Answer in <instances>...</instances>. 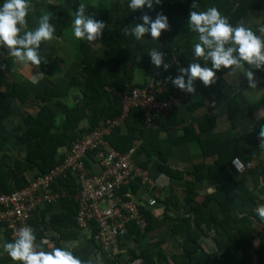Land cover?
I'll return each mask as SVG.
<instances>
[{
  "label": "trees",
  "instance_id": "1",
  "mask_svg": "<svg viewBox=\"0 0 264 264\" xmlns=\"http://www.w3.org/2000/svg\"><path fill=\"white\" fill-rule=\"evenodd\" d=\"M30 3L31 11L25 17L29 29L36 27L43 10L52 14L49 22L54 26L55 39L47 43L41 42L40 45L42 51L50 47L54 52V61L48 67L50 74L55 71L52 68L61 72L70 63H74L76 72L64 83L57 79L52 81L47 73L38 87L27 78L15 79L9 89L0 91V151L3 155H13L12 176L9 175L8 164L0 160V192H10L27 182L24 175L19 177L25 170L35 171V176L45 174L64 158L66 150L74 141L107 118L119 115L122 111V95L128 88L147 84L163 86L160 98L182 93L164 78L174 76L177 67H186L191 62L195 34L187 30L188 11H202L214 6L233 25L243 22L253 11L258 12L261 21L252 22L249 27L259 35V27L264 26V0H197L196 9L190 7L191 0H161L151 11L143 9L135 12H129L126 0H97L93 3L82 0H61L58 3L30 0ZM81 3L85 5L86 14L102 20L105 28L95 41L74 39L77 41L76 48L73 47L76 51L68 56L65 52L63 54L61 44L73 37L71 13ZM144 12L153 17L156 12H162L168 18L169 30L162 31L157 40L151 39L147 34L139 41L131 35H125L127 28L140 22L139 17ZM99 46L105 48L101 56L95 53L101 48ZM153 48L165 53L164 58L169 62L167 71L150 65L147 51ZM0 49L7 51L6 48ZM50 55L52 54L45 56L49 58ZM0 65L3 66L0 67L1 86L6 79L5 71L8 70L5 58H0ZM257 70L261 80L255 82L264 85V65ZM226 71L227 69L222 68L216 72L220 79L215 82V90L209 85L205 87L198 80L194 81V91L203 92V96L187 104V108L192 110L203 106L204 98L214 103L222 100L230 126L224 136L202 139L200 130L203 127L198 126L193 130L186 125L182 127L180 135L174 136L170 128L181 122L176 118L175 109L165 119L157 117L152 126L147 127L143 122V109L136 107L130 108L123 126L112 128L106 136L109 143L121 152L136 147L138 143L135 152L138 158L141 153L144 154L139 161L143 168L156 159L155 167L159 172L183 184L182 206L175 197H163L165 204L167 202V205L180 211L182 209V217L169 214L166 207L162 215L153 212V207H140L146 225L142 230L134 224L130 225L129 232L124 237L125 242L130 240L129 245L124 243L129 247V261L139 259L140 264H264V221L254 211L258 205L264 204V150L258 146L260 138L256 135L264 124V118L260 119L261 123L250 125L240 136L233 133L237 125L236 115L242 105L239 90L224 79ZM136 74L142 76L141 81L136 80ZM241 76L244 77L242 74ZM73 89L79 92V96L75 102L68 103L64 98ZM13 104L21 105L23 109H20L21 124L13 123L7 128L5 121L12 115ZM54 107H59L60 111L57 112ZM205 119L206 123L210 122L209 128L215 126L214 118L205 116ZM252 134H255V141L248 139ZM191 138L200 141L204 156H214L213 165L202 163L196 165L193 172L177 171L167 163L168 158L176 144ZM8 146L13 150L17 147L18 153L7 151ZM210 147L211 154H207L206 149ZM235 157L244 163L242 171L233 166L232 160ZM204 167H208V175L204 174ZM218 173L222 176H217ZM241 173L249 176L248 183V179L244 180ZM186 174L189 175L188 180H185ZM207 176L219 178L214 184L213 192L192 195L195 185L206 180ZM141 184L140 180L132 182V191L139 192ZM50 188L58 196L54 203L46 204L43 210H48L53 205L60 208L47 218L58 236L53 246L69 249L82 261L96 264L88 254L80 255L76 244L68 242L76 237L79 230H83L77 227L74 218L79 186L74 184L71 177H60ZM156 198L158 202H162V198ZM212 201L214 205L210 207ZM41 213L39 217L43 216V212ZM37 219L36 216L31 222L36 228L35 234L41 236V229L47 227V219ZM169 220H172L171 224ZM160 230H168L171 236L183 232L181 242L172 244L174 250L170 254L158 247L166 242L158 238L155 242H148V238ZM203 236L211 239L212 249L200 242ZM144 241L147 244L142 246ZM156 248L159 250L155 251ZM96 255L104 264H115V259H110L105 253Z\"/></svg>",
  "mask_w": 264,
  "mask_h": 264
},
{
  "label": "clouds",
  "instance_id": "2",
  "mask_svg": "<svg viewBox=\"0 0 264 264\" xmlns=\"http://www.w3.org/2000/svg\"><path fill=\"white\" fill-rule=\"evenodd\" d=\"M160 3L161 0H126L129 12L143 9L151 11L154 5ZM190 7L196 9L197 0H191ZM30 11V0H0V48H6L8 55L22 65L38 66L44 60L41 42L47 43L55 39V29L49 22L52 14L47 10L42 11L36 27L29 29L25 17ZM71 15V35L74 38L92 42L101 36L105 23L86 14L83 3ZM139 21L127 28L125 35H131L139 41L147 34L151 39L157 40L162 31L169 30L168 18L162 12H156L154 17L144 12ZM186 26L189 32L195 34L191 62L186 67H177L174 76L164 78L166 82L170 81L176 89L191 94L194 93V81L198 80L207 87L215 83L216 72L223 68L229 73L242 72L248 89L256 87L251 69H260L264 65V26L259 27L260 34L257 35L242 21L230 24L214 6L202 11H188ZM147 56L151 66L163 71L169 69V62L165 60V53L162 51L149 49ZM30 82L35 84L37 80L33 78ZM256 135L260 138L258 146L264 150V124ZM132 193L134 199L141 198L140 193H135L137 197L133 191ZM254 211L264 221V204L258 205ZM36 238L33 229L24 226L18 229L13 241L0 242V248L7 253L13 264L17 261L19 264H91L82 261L66 248L52 247L50 251H45L35 243ZM135 260L140 264L139 259ZM96 264H101L98 256Z\"/></svg>",
  "mask_w": 264,
  "mask_h": 264
},
{
  "label": "built area",
  "instance_id": "3",
  "mask_svg": "<svg viewBox=\"0 0 264 264\" xmlns=\"http://www.w3.org/2000/svg\"><path fill=\"white\" fill-rule=\"evenodd\" d=\"M162 91L163 86L154 84L128 88L122 95L119 115L107 118L74 141L64 158L45 174L35 176L19 189L0 192V222L6 223L11 240L21 227L33 229L31 221L36 219L38 207L56 199L58 193H53L51 184L60 177H71L79 186L74 216L77 227L94 232L98 254L105 253L115 259V264H126L129 251L124 243L129 242H125L124 236L132 224L140 230L144 228L146 220L140 207L154 205L156 200L151 197L145 202L142 195L134 199L131 183L148 180L147 170L139 164L136 147L121 152L106 136L112 128L123 126L132 107L143 109V122L147 127L152 126L157 117L165 119L180 104L182 93L160 98ZM232 164L238 171L244 169V163L237 157ZM46 240L36 238L35 243H46ZM127 264H139V261Z\"/></svg>",
  "mask_w": 264,
  "mask_h": 264
},
{
  "label": "crops",
  "instance_id": "4",
  "mask_svg": "<svg viewBox=\"0 0 264 264\" xmlns=\"http://www.w3.org/2000/svg\"><path fill=\"white\" fill-rule=\"evenodd\" d=\"M48 1L54 2L50 0ZM60 1L61 0H57L55 1V3H58ZM256 15H258V12L252 11L249 14V16L243 21L246 24V26L252 25L251 24L252 22L255 23L254 20H255ZM47 54H52V55H50L49 58H46L45 55ZM53 54L54 52L52 51V49L48 47L45 49V51H42V55H44V60L41 61V63L38 66H30V65L26 66V65H22L16 62L14 58L10 57L8 55V51L4 52L0 49V58H5L6 64L8 66L7 67L8 70L5 71L6 79L1 83L0 91L2 89H9V87L14 82V80L20 79V78H27L30 81L33 78H35L37 80V83H35L34 85H37L38 87L40 83L46 78L47 73L50 75L51 77L50 79L57 78L58 82H61V83L66 82L72 75L69 68L74 66V63H70L68 67L66 68V70H62L61 72H58L56 68H52L51 70H55V71H53V74L51 75L48 67H51L50 65L54 61L52 58ZM251 71H253L254 73L255 81L261 80L260 76H258L257 69H251ZM241 74L243 75V73L240 71L235 72V73H229L228 70L226 71V74H225L226 78L229 77L228 79H225V81L233 88L239 90L238 91L239 97L241 98L240 100H241L242 107L237 112V115H236L237 125H236V128L233 129V133L237 134L238 136L243 134L246 131V129H248L249 126L252 125L253 123H257V124L261 123L260 119L264 118V116L258 115L260 114V112L264 113V85L260 84V85H256L255 88L248 89L246 85L247 81L245 80L244 77L242 78ZM27 75H29V77H27ZM236 75H239V76L237 77ZM139 78L141 80L142 76L139 75ZM139 78L137 80H139ZM217 79H220V78L216 75L215 82H217ZM235 83H239V84L236 85ZM214 85L215 83L210 84L209 87L211 88L213 87L212 90H215ZM214 92L216 91H212V93ZM78 96H79V92L73 89V91H71V94H68V96H66L64 100H66V102L68 103H73L76 101ZM200 96H203V92L201 91H194V93H191V94L182 92L181 102L175 108L176 118L177 120L181 122L177 126L174 125L173 127L170 128V132L173 133L174 136H178L182 133V127L184 125H186L187 128H191L193 130L197 129L198 126L203 127V129L200 130V135L202 139H209L210 137H216V136H224L229 130L230 126H229L228 117L226 115V106L222 102V100L220 101L216 100V102L214 103L204 98L205 104L203 106L195 107V109H192V110H189L187 108L188 103L195 101ZM54 108L56 109L57 112L60 111L59 107H54ZM20 109H22L21 105L13 106L12 115L5 121V125L7 128H10L13 125V123L21 124L22 117L20 115ZM205 116L206 117L209 116L210 118L215 119V126L213 128L211 127L209 128L208 125L210 124V122H207V123L205 122L207 119V118L205 119ZM254 117H256L257 120H255ZM254 135L253 134L252 136L249 135L248 139L251 141H255L253 139ZM137 144H136V147H137ZM211 149L212 147H210V149L209 148L206 149L207 154H211L210 153ZM6 150L10 151V150H13V148L8 146ZM13 152L18 153V148L16 147L13 150ZM139 156L143 159L144 154L141 153ZM12 157L13 155L11 154L3 155V152L0 151V160L2 159L8 164L7 167L9 168L10 176L13 175L12 163H11ZM213 161H214L213 155H206V156L203 155V147L201 146L200 141L196 138H191L190 140L180 142L173 147L171 151V155L169 156L167 163L172 168L176 169L177 171H180V172L182 171L184 173H187V172H193L195 169V166L198 164L205 163L206 165L208 164L212 166ZM155 163H156V159H153L147 165V167H145V169L147 170L148 180L146 181L145 184L141 182L142 184L140 185V187L143 186L144 191L140 195H139V192H137V195H139L140 197L142 195L145 199L151 198V197L156 199L157 205H154L152 207H153V212H156L157 215H162L163 209L166 207L169 214L175 217L176 216L182 217L181 216L183 215L182 209L180 211L174 208L170 204L167 205V202L165 204L163 202L164 201L163 197L164 198L165 197H175V199L181 200V198H183L182 197L183 184L181 181L171 180L170 177L167 176L165 173L159 172V170H157V168L155 167ZM203 170H204V174L208 175L207 174V172L209 171L208 167H204ZM241 174H242L241 177L244 180L248 179L246 181L248 183L250 181L249 176L246 173H241ZM23 175L27 182L22 184L21 187L24 186L26 183H28L31 179L35 177V171L25 170L24 173L21 174L20 176L18 174L19 177H23ZM219 175L221 174L218 173L217 176ZM188 176L189 175L186 174L185 180H188ZM217 181H219L218 177L214 178L213 176H207L206 180L199 182L195 185L193 195L194 194L200 195L202 193L213 192L214 184ZM11 185H14V183H11ZM19 188H15V189H19ZM231 193H233V191H231ZM156 197L162 198V202H158V199ZM55 200L53 201V203L55 202ZM211 203L209 204L210 207L214 205V203L212 204ZM46 204H48V202L45 204H41L38 207L36 216L38 218L37 220L39 221H41L43 217L45 219L49 218L50 215H52V213H55L59 211L60 209L58 205H53L52 207H50V209L43 210ZM179 205L182 206L180 202H179ZM146 207L147 209L151 208L148 206ZM41 212H43V216L39 217L38 215L42 214ZM33 220H35V218ZM48 220L49 219H47V222H46L47 227L45 226L44 228L41 229V231H43V235L37 236L35 234L38 240L43 239V238L47 239L46 243H42V242L38 243V246L45 251H50L51 248L54 247L53 246L54 240L58 238L56 232L52 229ZM171 222L172 220H169L170 224ZM32 225H33V229L35 232L36 228L34 224ZM5 227H6V223L0 222V242H3V241L11 242L12 240L9 236V232ZM160 233H163L164 236H169L168 239H165L164 236L161 238H158V240H162L163 242H166L164 243L162 248L160 247L163 251H165V247L168 246V243L169 244L180 243L183 237V232H179L171 236L168 233V230H165V231L160 230V231L154 232L153 236L150 237L153 240V242L157 241V238L155 239V236H157V234H160ZM68 242H71V244H76L79 248L80 255L88 254L91 258V261L96 263L95 257H97L96 255L97 246L95 244L94 236H92V231L87 232L85 230H79L78 233L76 234V237L74 239L68 240ZM200 242L203 243L205 246L208 245L211 249L213 247V243L211 242V239L209 237H205V236L201 237ZM146 244H147V241H144L142 246H145ZM87 247L89 249L88 251H86ZM126 262L129 263V260H127ZM0 264H13L11 259L8 257L7 253L3 252L2 248H0ZM15 264H19V262L17 261L15 262ZM101 264H104V263L101 262Z\"/></svg>",
  "mask_w": 264,
  "mask_h": 264
},
{
  "label": "rangeland",
  "instance_id": "5",
  "mask_svg": "<svg viewBox=\"0 0 264 264\" xmlns=\"http://www.w3.org/2000/svg\"><path fill=\"white\" fill-rule=\"evenodd\" d=\"M50 1H57V0H50ZM83 2H85V3H93V2H96L97 0H82ZM255 23H258V22H260L261 21V18H260V16L259 15H256V17H255ZM74 39H76V38H74V37H71L70 39H68V40H66V41H64L61 45H62V49L61 50H63L62 52H63V54H64V52L68 55V56H70V55H72L75 51H76V47H75V44H76V40H74ZM73 47H75V48H73ZM99 47H101V46H99ZM105 48H104V46L103 47H101V48H99L97 51H95V53L98 55V56H101V54L103 53V50H104ZM70 69V72L73 74V73H75L76 71H75V68H74V66H72V67H70L69 68ZM74 69V70H73ZM139 75L140 74H136V80L139 78ZM237 77L239 76V75H236ZM27 77H29V75H27ZM229 78V77H228ZM228 78H226V75L224 76V79H228ZM57 78H53V79H51L52 81L54 80H56ZM137 81H141L140 80V78H139V80H137ZM236 85H238L239 83H235ZM256 85H260V84H256ZM259 116H264V113L263 112H260V114H258ZM138 191H139V193L141 194L143 191H144V187L142 186V187H139V189H138ZM183 193V192H182ZM184 195V193L182 194V196ZM193 195V194H192ZM181 201H182V198H181V200H179V202L181 203ZM211 203V202H210ZM212 203H214L213 201H212ZM211 203V204H212ZM183 208V207H182ZM247 208H244V210H246ZM164 235H163V233H160V234H157V236H155V239L156 238H161V237H163ZM165 237V239H168V237L169 236H164ZM148 239H150V243H152V239L151 238H148ZM164 245V243L162 244V245H159L158 247H161L162 248V246ZM255 245H257V242H255ZM208 248V247H207ZM171 249L172 250H174V248H172V244H168V246L167 247H165V251H166V253L167 254H170L171 253ZM89 249H88V247H87V250L86 251H88ZM90 250H92V249H90ZM156 250H159L158 248H156L155 249V251ZM164 251V252H165ZM89 253V252H88ZM125 263L127 264V262L125 261Z\"/></svg>",
  "mask_w": 264,
  "mask_h": 264
}]
</instances>
